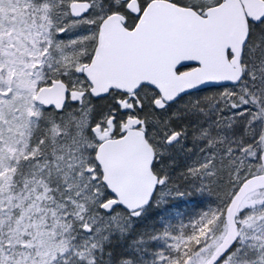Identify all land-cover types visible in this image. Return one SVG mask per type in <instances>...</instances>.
Masks as SVG:
<instances>
[{
  "label": "snow or ice",
  "instance_id": "1",
  "mask_svg": "<svg viewBox=\"0 0 264 264\" xmlns=\"http://www.w3.org/2000/svg\"><path fill=\"white\" fill-rule=\"evenodd\" d=\"M0 264H264V0H0Z\"/></svg>",
  "mask_w": 264,
  "mask_h": 264
}]
</instances>
